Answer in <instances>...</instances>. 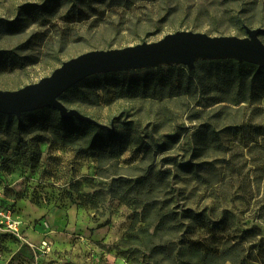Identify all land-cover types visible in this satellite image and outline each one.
<instances>
[{"label": "rangeland", "instance_id": "obj_1", "mask_svg": "<svg viewBox=\"0 0 264 264\" xmlns=\"http://www.w3.org/2000/svg\"><path fill=\"white\" fill-rule=\"evenodd\" d=\"M45 1L0 0V19L14 21L20 7ZM243 25L264 29V0H89L87 7L71 0L53 18H29L19 34L0 30V51L13 53L0 60V89L36 83L90 50L175 31L242 38ZM153 71L132 74L139 80ZM192 71L190 92L121 95L98 86L89 103L75 93L76 104L66 106L115 134L96 150L91 134L61 124L51 108L0 127V185L22 223L20 237L0 234V264H153L150 242L204 235L196 229L202 223L187 229V210L214 232L215 248L236 246L245 264H264V85L232 86L207 61ZM226 213L229 230L221 225ZM160 215L176 219L167 227L178 233L152 238ZM250 227L260 228L257 241L244 234ZM43 242L47 253L37 249Z\"/></svg>", "mask_w": 264, "mask_h": 264}, {"label": "trees", "instance_id": "obj_2", "mask_svg": "<svg viewBox=\"0 0 264 264\" xmlns=\"http://www.w3.org/2000/svg\"><path fill=\"white\" fill-rule=\"evenodd\" d=\"M88 1L89 0H77V2L86 7ZM70 2L71 0H46L41 6L24 5L19 8V18L16 20L7 22L0 19V30L9 32L10 34H19L25 28V24L29 18H53L63 4ZM241 30L245 32L244 25ZM261 36H264V33H262ZM12 55V52L0 51V60ZM207 64L214 68L216 75L219 76L221 80L229 81V84L232 86L237 85L239 87L243 83L248 85L260 83L264 85V69L258 68L255 65L238 63L234 60L207 61ZM163 69V67H158L139 80L132 74L134 71L107 73L101 75L103 79L101 81L95 77L96 75L91 76L64 92L60 96V101L64 105L76 104L73 103L72 98L75 93H78L82 103H89L90 95L96 92L98 86L114 89L121 95H124L127 91H153L155 87H159V91H178L179 93L190 92V90H195L197 88V86L193 88V81L191 79V76L195 75V71L186 72L183 66H169L166 67L169 74H164ZM94 79L98 81L94 82ZM51 111L56 113L55 110L51 109ZM42 112L43 109L24 113L19 119L14 116L0 114V127L11 123L20 125L23 118L40 116ZM58 120L61 124L69 126V128L81 130L84 134H91L89 140L90 150H96L102 145L107 146L115 137L112 131L100 129L86 121H80L75 118L63 120L60 117H58ZM194 168L196 172L199 165L194 166ZM186 213L187 216L184 220L190 225L187 229L191 230L196 224L200 225V223H202V226H196V229L201 230L202 228L204 235L195 237L190 236L187 239L179 241L177 244L171 243L170 245L165 244L168 242L166 241L165 243L161 242L156 246H151L150 242L145 246V250L148 252L149 257L154 260L153 264H221L226 261L245 264L244 261L248 259L244 258L242 251H239L236 246L215 248L213 246L215 240L212 239L215 234L212 230L209 231L208 225H205V221H201L192 210H187ZM156 218L157 226L155 234L151 235L152 238H159L162 240L165 233H178L177 225L167 227L170 222L175 223L176 219L173 217H165L164 215H160L159 217L156 216ZM231 218L232 215L226 213L225 217L222 219L221 225L225 227V230H229V227L232 228L234 226V222L231 221ZM164 228H167V231L162 230ZM196 229H194L193 233ZM260 232L261 230L259 227H250L244 234L248 236L250 242H254L257 241ZM262 254L264 253L261 252V255ZM256 260V262H258L260 259L257 258ZM260 264L263 263L260 262Z\"/></svg>", "mask_w": 264, "mask_h": 264}, {"label": "water", "instance_id": "obj_3", "mask_svg": "<svg viewBox=\"0 0 264 264\" xmlns=\"http://www.w3.org/2000/svg\"><path fill=\"white\" fill-rule=\"evenodd\" d=\"M245 36H209L201 32L175 31L161 39L123 48L95 49L62 62L36 83L15 90L0 89V114L19 119L24 113L45 108L55 110L63 120L75 118L100 129L107 126L68 108L60 96L84 79L107 73L183 66L188 71L200 61L234 60L264 69L263 28L245 27Z\"/></svg>", "mask_w": 264, "mask_h": 264}, {"label": "built area", "instance_id": "obj_4", "mask_svg": "<svg viewBox=\"0 0 264 264\" xmlns=\"http://www.w3.org/2000/svg\"><path fill=\"white\" fill-rule=\"evenodd\" d=\"M22 232V223L17 217L15 211L5 204L3 188L0 185V234H8L15 237H20ZM40 253H47L50 247L43 242L37 247Z\"/></svg>", "mask_w": 264, "mask_h": 264}]
</instances>
